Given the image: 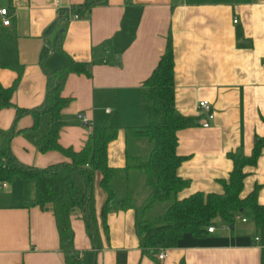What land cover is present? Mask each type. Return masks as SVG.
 <instances>
[{"label": "crops", "instance_id": "1", "mask_svg": "<svg viewBox=\"0 0 264 264\" xmlns=\"http://www.w3.org/2000/svg\"><path fill=\"white\" fill-rule=\"evenodd\" d=\"M83 1L0 0L8 18L6 26L0 24V84L13 86V104L31 108L41 103L42 67H60L67 57L85 63L87 73H69L60 89L69 101L60 111L64 124L57 143L78 151L92 127L111 124L117 131L107 144L106 163L122 169L128 162L129 130L144 123L141 91L171 38L176 108L200 118L199 125L177 133L176 152L184 157L177 173L189 183L176 198L221 193L220 180L233 168L227 154L242 146L250 155L254 136L264 137V0H98L70 19V8ZM57 35L61 50L53 49ZM201 100L214 114L208 127L201 125L207 117L198 110ZM77 114L85 116L87 126ZM14 115L13 107L0 109V130L11 127ZM32 122L30 115L15 121L9 141L15 159L37 168L67 161L58 151L37 150L49 115L39 116L36 130H30ZM244 172L240 196L257 187V200L264 204V147ZM99 177L95 173L93 178L100 241L95 255L80 214L69 216L82 264H261L264 225H257L250 211L232 224L217 219L213 232L202 236L184 234L176 246L163 250V260L140 249L133 208L117 205L108 212L104 234L100 207L105 193ZM143 188L142 176L128 171V192L134 197ZM33 196L28 179L0 181V264H64L50 208L23 205Z\"/></svg>", "mask_w": 264, "mask_h": 264}, {"label": "trees", "instance_id": "2", "mask_svg": "<svg viewBox=\"0 0 264 264\" xmlns=\"http://www.w3.org/2000/svg\"><path fill=\"white\" fill-rule=\"evenodd\" d=\"M97 1L84 0L71 7L70 11L79 15L81 10H87ZM53 49L61 50L59 35L54 38ZM115 62L120 64V57ZM42 71L45 76L43 99L39 105L31 108L15 106L12 102L13 86L3 87L0 84V109L13 107L15 110L11 127L0 130V181L18 176L32 182L34 196L25 200L23 205L50 208L64 264H82L73 247L69 221L73 211L81 216L93 254L100 249L93 205L95 173L100 174L99 186L105 193L100 207L103 233H106L105 216L108 212L117 205L122 209L133 208L140 249L152 256L176 246L186 233L202 236L208 232V227L216 225L217 219L232 224L243 211H250L255 223L264 225V204L257 200L258 188L245 197L240 196L244 167L256 163L264 147V137L254 136L250 155L244 153L242 146L227 154L233 168L227 179L220 180L221 193L200 191L182 199L176 198L177 193L189 183L177 173L184 159L176 152L177 133L181 129L199 125L200 118L185 116L176 108L171 38H168L165 52L141 91L140 106L144 123L129 130L128 162L122 169L106 163L107 144L115 138L117 131L111 124L92 127L78 151L57 143L59 129L64 124L60 111L69 101L60 95V89L69 73H87L86 64L67 57L62 66L54 69L42 67ZM41 114H48L49 122L36 140L37 150L41 153L55 150L68 160L37 168L15 159L9 141L15 133L14 124L18 118L30 115L33 119L30 130H36ZM131 170L142 176L144 182L143 191L134 197L128 192V171ZM162 205L165 208L160 211ZM261 264H264V248L261 250Z\"/></svg>", "mask_w": 264, "mask_h": 264}, {"label": "built area", "instance_id": "3", "mask_svg": "<svg viewBox=\"0 0 264 264\" xmlns=\"http://www.w3.org/2000/svg\"><path fill=\"white\" fill-rule=\"evenodd\" d=\"M80 16L76 13L71 12L69 18L70 19H78ZM234 22H236V19H234ZM0 24L3 26H6L8 24V18H7V9L6 8H0ZM198 110H201L207 114V117L201 122V125L203 127H208L210 120L214 118V114L211 111L210 103L207 100H201L198 102ZM77 119L81 121V123L85 126L88 125L87 119L82 114L76 115ZM1 186H5V183H2ZM244 220V219H243ZM214 226L208 227V232H213ZM166 257L165 251H160L157 254V258L159 260H163Z\"/></svg>", "mask_w": 264, "mask_h": 264}, {"label": "rangeland", "instance_id": "4", "mask_svg": "<svg viewBox=\"0 0 264 264\" xmlns=\"http://www.w3.org/2000/svg\"><path fill=\"white\" fill-rule=\"evenodd\" d=\"M163 206H164V205H163ZM246 212H248V211H246ZM240 215H241V216H244V215L247 216V213H241Z\"/></svg>", "mask_w": 264, "mask_h": 264}]
</instances>
